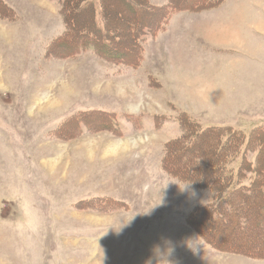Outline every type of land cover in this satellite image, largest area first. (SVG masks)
Wrapping results in <instances>:
<instances>
[{"label":"rangeland","instance_id":"obj_1","mask_svg":"<svg viewBox=\"0 0 264 264\" xmlns=\"http://www.w3.org/2000/svg\"><path fill=\"white\" fill-rule=\"evenodd\" d=\"M57 1L0 0V264H264L188 228L212 193L161 165L180 113L202 127L264 125V0L176 14L170 25L185 23L148 37L136 71L55 44ZM107 7L125 39L142 10ZM242 231L219 236L257 249L264 218Z\"/></svg>","mask_w":264,"mask_h":264},{"label":"trees","instance_id":"obj_2","mask_svg":"<svg viewBox=\"0 0 264 264\" xmlns=\"http://www.w3.org/2000/svg\"><path fill=\"white\" fill-rule=\"evenodd\" d=\"M123 1L130 8L142 10L141 15L126 23L129 30L125 39L123 30L113 29V19L117 18L114 22L120 25L124 18L117 15L113 18L115 8H106L114 0H58L64 32L54 43L74 48L70 55L88 50L108 63L136 69L143 58L146 38L162 30L174 15L211 9L222 0ZM156 1L163 2L157 6ZM84 13L90 14V24L79 17ZM176 119L180 134L164 144L162 169L172 178L212 193L210 203L188 214V228L216 251L264 260V239L257 241L260 243L257 249H252L249 245L256 243L254 238L236 247L228 246L219 236L233 230L243 232L264 218V125L244 132L230 126L202 127L186 113H180ZM247 152L254 154L252 161L247 160ZM254 198L256 204L251 203ZM217 229L220 231L214 234Z\"/></svg>","mask_w":264,"mask_h":264},{"label":"crops","instance_id":"obj_3","mask_svg":"<svg viewBox=\"0 0 264 264\" xmlns=\"http://www.w3.org/2000/svg\"><path fill=\"white\" fill-rule=\"evenodd\" d=\"M174 16H176V15H174ZM173 16V17H174ZM173 17L171 18V20L169 21V23L162 29V30H160L159 32H157L153 37H150V39H157V37H158V35L159 34H161V33H163V32H165V31H167V30H170V31H172L174 34L176 33V25H177V23H179V25H182L183 23H185V18L184 17H180V18H178L177 20H176V22L175 23H173V25H170V23H171V21L173 20ZM148 38V37H147ZM146 38V39H147ZM168 53H173V52H171V51H168ZM178 53H181V52H178ZM187 53V52H186ZM187 54H189V53H187ZM143 57H144V53H143ZM154 58V57H153ZM142 61H143V58H142ZM142 61H141V63H140V65L138 66V68L141 66V64H142ZM158 62H160L159 60H158ZM138 68H136V69H131V70H134V71H136ZM124 69H127V68H124ZM143 83H145V82H143Z\"/></svg>","mask_w":264,"mask_h":264},{"label":"clouds","instance_id":"obj_4","mask_svg":"<svg viewBox=\"0 0 264 264\" xmlns=\"http://www.w3.org/2000/svg\"><path fill=\"white\" fill-rule=\"evenodd\" d=\"M157 252L161 255L160 250L158 248L156 249V255H157ZM147 264H151V261L147 262Z\"/></svg>","mask_w":264,"mask_h":264}]
</instances>
